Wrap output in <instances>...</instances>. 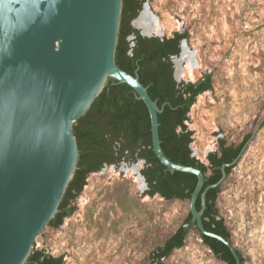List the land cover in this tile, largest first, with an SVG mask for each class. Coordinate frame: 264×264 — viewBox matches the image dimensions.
<instances>
[{
  "label": "rangeland",
  "instance_id": "obj_1",
  "mask_svg": "<svg viewBox=\"0 0 264 264\" xmlns=\"http://www.w3.org/2000/svg\"><path fill=\"white\" fill-rule=\"evenodd\" d=\"M146 4L160 30L156 35L185 33V48L195 54L193 76L186 61L175 60L176 82H196L205 74L212 78V90L199 95L188 113L192 156L207 163L218 139L237 145L253 134L220 184L216 207L243 264H264V0ZM144 166L138 160L90 174L71 204L73 214L52 228L36 250L62 257L64 264H153L149 252L183 224L190 206L186 200L145 195ZM162 264L226 263L191 230L184 246Z\"/></svg>",
  "mask_w": 264,
  "mask_h": 264
},
{
  "label": "water",
  "instance_id": "obj_2",
  "mask_svg": "<svg viewBox=\"0 0 264 264\" xmlns=\"http://www.w3.org/2000/svg\"><path fill=\"white\" fill-rule=\"evenodd\" d=\"M122 6L123 0H0V264H26L52 229L47 225L77 169L73 124L90 110L109 79L130 87L146 106L158 161L170 173L196 177L189 212L198 232L224 244L240 264L230 243L204 229L202 215L206 192L224 181L225 169L239 161L253 134L203 192L200 170L167 159L158 134L157 115L163 108L137 73L132 76L115 63ZM137 17L131 25L141 36L160 37L135 26ZM176 59L171 58L173 65Z\"/></svg>",
  "mask_w": 264,
  "mask_h": 264
},
{
  "label": "trees",
  "instance_id": "obj_3",
  "mask_svg": "<svg viewBox=\"0 0 264 264\" xmlns=\"http://www.w3.org/2000/svg\"><path fill=\"white\" fill-rule=\"evenodd\" d=\"M142 1L123 0L115 63L132 76L137 73L150 98L159 109L163 108L157 115L161 150L172 163L200 170L204 175L203 192L219 180L222 164L231 163L238 156L250 135L237 145L218 139L216 150L206 156L207 163L192 156V131L186 124L188 113L199 95L212 90V78L210 74H205L196 82H176L171 58L179 55L181 42L187 39V34L175 32L171 37L141 36L130 22L137 16ZM130 36L131 40L128 39ZM73 135L79 151L77 169L58 213L47 227L58 229L64 219L73 214L75 208L71 204L83 191L87 177L104 165L118 166L142 160L145 166L140 173L147 184L145 195H157L168 201H190L196 177L181 172L170 173L158 161L152 150L148 110L127 85L109 79L90 110L73 124ZM235 165L225 169L226 175ZM219 191L220 185L206 192L202 224L206 231L221 236L231 244V235L216 207ZM196 209H201L200 194ZM191 230L197 231L202 242L216 257L226 264H235L233 255L224 244L198 232L190 212L172 235L149 252L151 263L162 264L174 250L182 248ZM236 253L240 264H243L239 250L236 249ZM26 264L64 263L62 257L33 248Z\"/></svg>",
  "mask_w": 264,
  "mask_h": 264
},
{
  "label": "bare ground",
  "instance_id": "obj_4",
  "mask_svg": "<svg viewBox=\"0 0 264 264\" xmlns=\"http://www.w3.org/2000/svg\"><path fill=\"white\" fill-rule=\"evenodd\" d=\"M135 26L140 28L145 34H159L160 30L158 28L157 21L155 18L150 15L147 6L145 9L140 12L139 16L134 22ZM194 53H189L185 46H183L182 51L180 53V58L177 63H181L182 59L186 61V68L188 70V75L193 76L194 71L197 68L196 61L194 59ZM178 77V75H177Z\"/></svg>",
  "mask_w": 264,
  "mask_h": 264
},
{
  "label": "flooded vegetation",
  "instance_id": "obj_5",
  "mask_svg": "<svg viewBox=\"0 0 264 264\" xmlns=\"http://www.w3.org/2000/svg\"><path fill=\"white\" fill-rule=\"evenodd\" d=\"M146 3H147V0H143V1L141 2V7H140V9H139V11H138V13H137V16L140 14V12H142V11L145 9V6H147ZM137 16H136V17H137ZM136 17H135V18H136ZM135 18H134V19H135ZM132 21H133V20H132ZM132 21H131V22H132ZM131 22H130V25H131ZM131 26H132V25H131ZM130 37H131V36H130ZM130 37H129V38H130ZM129 38H128V39H129ZM180 46H181V45H180ZM180 51H181V49H180ZM179 54H180V53H179ZM178 56H179V55H178Z\"/></svg>",
  "mask_w": 264,
  "mask_h": 264
}]
</instances>
